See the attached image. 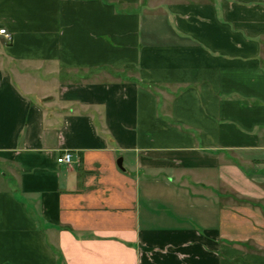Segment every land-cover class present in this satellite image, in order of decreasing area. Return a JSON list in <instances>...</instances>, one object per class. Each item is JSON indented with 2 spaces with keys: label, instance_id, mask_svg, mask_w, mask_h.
<instances>
[{
  "label": "crops",
  "instance_id": "0c3cea01",
  "mask_svg": "<svg viewBox=\"0 0 264 264\" xmlns=\"http://www.w3.org/2000/svg\"><path fill=\"white\" fill-rule=\"evenodd\" d=\"M0 29V264H264V0H0Z\"/></svg>",
  "mask_w": 264,
  "mask_h": 264
},
{
  "label": "built area",
  "instance_id": "2783aa9c",
  "mask_svg": "<svg viewBox=\"0 0 264 264\" xmlns=\"http://www.w3.org/2000/svg\"><path fill=\"white\" fill-rule=\"evenodd\" d=\"M0 35H3L6 40L10 41L11 36L6 32L5 29H0ZM71 161V154L66 152L61 157L57 158L58 163H69Z\"/></svg>",
  "mask_w": 264,
  "mask_h": 264
},
{
  "label": "water",
  "instance_id": "95a60500",
  "mask_svg": "<svg viewBox=\"0 0 264 264\" xmlns=\"http://www.w3.org/2000/svg\"><path fill=\"white\" fill-rule=\"evenodd\" d=\"M116 165H117V167H118L120 170L124 171V168H123V166H122V158H118V159L116 160Z\"/></svg>",
  "mask_w": 264,
  "mask_h": 264
}]
</instances>
